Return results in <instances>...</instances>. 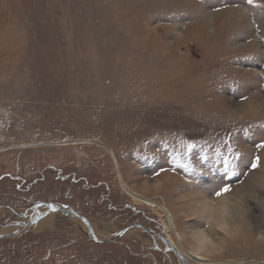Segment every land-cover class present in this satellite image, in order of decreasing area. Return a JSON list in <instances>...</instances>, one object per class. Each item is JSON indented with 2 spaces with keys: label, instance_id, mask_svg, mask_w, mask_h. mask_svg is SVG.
<instances>
[{
  "label": "rangeland",
  "instance_id": "rangeland-1",
  "mask_svg": "<svg viewBox=\"0 0 264 264\" xmlns=\"http://www.w3.org/2000/svg\"><path fill=\"white\" fill-rule=\"evenodd\" d=\"M261 144L264 0H0V234L75 213L0 238V264H264Z\"/></svg>",
  "mask_w": 264,
  "mask_h": 264
},
{
  "label": "bare ground",
  "instance_id": "bare-ground-1",
  "mask_svg": "<svg viewBox=\"0 0 264 264\" xmlns=\"http://www.w3.org/2000/svg\"><path fill=\"white\" fill-rule=\"evenodd\" d=\"M60 143H54V145H58ZM68 144V143H66ZM97 145V143H96ZM99 147H103L104 145L101 143H98ZM22 147H28V146H22ZM104 148V147H103ZM108 153L113 157L114 162L117 164L119 168V163L117 161V158L114 154V152L111 149L105 148ZM119 180L121 183V186L125 193L133 200L135 204L138 205H143L146 206L150 209H152L155 213L159 214L160 216H163V222H165L166 230H167V237L169 241V245L171 246H176V243L179 245L180 249L182 252H184L185 256L192 260L193 262H201V261H206L205 257L203 258L200 256V254H197V252H194L188 250L185 245H184V238H183V233H181L178 230L177 226V220L175 214L171 211V209L168 208V206L164 203H159L156 198H151V197H146L143 196L141 193L135 191L133 188L129 186V184L126 182L124 179V176L122 172L119 170ZM244 193V191L240 192V194ZM194 204V209L195 213L194 215H206V218L209 219V221H215L218 226L220 227H226L229 226L232 222V210L228 207H221L219 210H215L214 206L210 201L205 199L204 201L201 200H194V203H191L189 206ZM57 209V207H54ZM56 209H53L48 215L43 217L42 220L38 221L36 224L31 225L27 227L28 229L34 230V231H41L45 229H50L54 225L55 217L54 213L57 211ZM57 214V213H56ZM165 220V221H164ZM88 226V228L91 231V225L89 222H85ZM25 230V229H24ZM172 238H171V235ZM95 238L101 237L100 233H94L93 234ZM196 240H197V249L202 250V246H204L207 243L208 237L204 233H199L198 235L196 234ZM194 237V239H195ZM171 246V247H172ZM197 250V251H198ZM209 261V260H208ZM230 262H240V263H245L246 261L241 260V261H230Z\"/></svg>",
  "mask_w": 264,
  "mask_h": 264
},
{
  "label": "water",
  "instance_id": "water-1",
  "mask_svg": "<svg viewBox=\"0 0 264 264\" xmlns=\"http://www.w3.org/2000/svg\"><path fill=\"white\" fill-rule=\"evenodd\" d=\"M54 207H56V206H54V205L49 206V208H48V210H47V212H46V215H47L48 213H50V212L53 210ZM59 210L61 211V209H59ZM41 218H42V216H39V217H36V218H35V217H31L27 222H25V223L22 224L21 229H19L17 232H14V233H12V234H8V235H2V236H0V238H10V237H14V236L18 235L19 233L23 232V230H24L25 228H27L29 225H33V224H35L36 222H38ZM84 220L86 221V219H84ZM144 229H145V228H144ZM145 230L149 232L148 229H145ZM89 236H90L91 238H93L94 240H96L98 243H101V241H99L98 239H95L93 233L89 232ZM104 242H105V241H103L102 243H104Z\"/></svg>",
  "mask_w": 264,
  "mask_h": 264
},
{
  "label": "snow or ice",
  "instance_id": "snow-or-ice-1",
  "mask_svg": "<svg viewBox=\"0 0 264 264\" xmlns=\"http://www.w3.org/2000/svg\"><path fill=\"white\" fill-rule=\"evenodd\" d=\"M253 2H254V0H248V3L249 4H252ZM191 147H193V146L192 145H189V148H191ZM260 147H264V144H261ZM258 159L259 158L257 157V160ZM185 167H187V166H185ZM229 191H231V185L230 184H225L219 191L216 192V195L217 196H221L224 193H227Z\"/></svg>",
  "mask_w": 264,
  "mask_h": 264
},
{
  "label": "flooded vegetation",
  "instance_id": "flooded-vegetation-1",
  "mask_svg": "<svg viewBox=\"0 0 264 264\" xmlns=\"http://www.w3.org/2000/svg\"><path fill=\"white\" fill-rule=\"evenodd\" d=\"M56 207H59V206H56ZM168 243H169V241H168ZM185 255V254H184Z\"/></svg>",
  "mask_w": 264,
  "mask_h": 264
}]
</instances>
